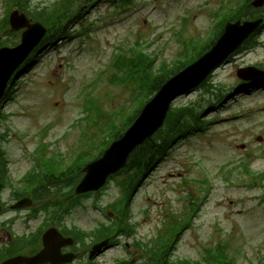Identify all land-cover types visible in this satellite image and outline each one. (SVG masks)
<instances>
[{"label": "rangeland", "instance_id": "374dc122", "mask_svg": "<svg viewBox=\"0 0 264 264\" xmlns=\"http://www.w3.org/2000/svg\"><path fill=\"white\" fill-rule=\"evenodd\" d=\"M38 1L40 0H34V2ZM145 1V7L132 8V13L124 15L119 21L114 17L113 22L108 19L107 14L112 11L111 8L102 1L97 2L84 16V27L93 19L102 18L99 31L93 33L91 40H85L81 48L77 47L80 36L63 39L64 41L57 44H49L42 51L40 59L38 58L28 71L20 75L19 78L22 77L24 81L17 82L19 85L14 89L17 91L13 99L5 101L2 106L8 117L1 120L0 128L1 132L8 131L3 146L8 152V157L19 164L18 173L32 165L31 154L36 151L35 148L42 139L45 143H49L47 155L64 152V158L69 162L83 148L80 134L87 123L83 120L84 122L76 124V121L84 114L83 100H95L92 90L96 83L106 77V74L99 72L90 81L89 86L85 84L81 96L82 84L93 77L100 68L110 63L114 55L113 47L117 43L124 39L129 43L138 38L133 34L136 27V30L149 31L152 22L159 25L166 23V27H170L174 21L181 20L182 15L185 14L186 17L191 13L188 23L189 33L205 38L213 25L209 12L212 9L217 10L223 2H226L225 0ZM4 10V0H0V18ZM145 17L148 20L146 23L143 21ZM123 23L125 25H122ZM70 28L78 31L81 27L76 23ZM161 31L163 29L159 33ZM165 33L154 47H163L162 57L170 59L176 55L180 44L171 39L169 45L164 44ZM167 36L170 37V34ZM260 38L263 41L262 45L254 50L240 51L233 55L216 71L212 82L227 88L237 86L239 68L264 65V30L261 31ZM102 52L104 55L101 57ZM107 88V83L103 81L95 94L100 95ZM249 89H251L249 94H245L246 91L240 89L237 93L238 98L232 104L208 111L206 117L218 119L209 126L208 133L192 134L188 140L178 143L171 154L161 160L144 179L140 193L136 195L132 204L134 221H137L139 228L138 238L140 236L147 240L157 235L163 231L169 220L171 222L181 219L183 223L189 221L193 210L191 207L183 216L179 215L184 213L186 205L190 204V199H194L191 203L194 206H201L193 217L194 223L181 235L177 256L200 258L204 247L227 242L231 254L237 257L239 263H260L264 257L262 196L264 188L260 184L241 185L245 176L240 173L235 174L230 181L217 176L215 187L203 200L212 182L209 180L202 182L209 173L204 167L195 164V161H200L210 173L219 175L224 162L230 159L236 161L245 154L249 157L253 169L264 171V158L259 157L262 149L264 150V85H255ZM114 92L119 95L118 102L129 100V95L123 89L114 87ZM200 92L199 89L192 91L181 97L176 105L197 101ZM118 102L110 103V109L113 110ZM104 104L107 105V101ZM242 145L244 148H241ZM247 150L250 152L245 153ZM210 178L212 179L211 175ZM232 181L234 185L229 183ZM120 194L116 181H112L103 193L100 203L106 205ZM93 200V197L88 198L85 203L86 208L81 207L76 210L69 220L72 219L87 230L103 221L105 215L92 205ZM173 214L179 217L175 218ZM20 226L19 223L15 224V230L19 231ZM176 229H180V226ZM7 236V231L0 229V242H6L9 238ZM127 241L131 242L132 239ZM124 243L125 239H122L120 246L105 250L94 258L96 260L94 263L118 264V257H130L129 252L123 247ZM130 251L132 253L130 262L139 264L137 254L133 249ZM75 264H91L88 254Z\"/></svg>", "mask_w": 264, "mask_h": 264}, {"label": "water", "instance_id": "95a60500", "mask_svg": "<svg viewBox=\"0 0 264 264\" xmlns=\"http://www.w3.org/2000/svg\"><path fill=\"white\" fill-rule=\"evenodd\" d=\"M254 4L261 6L264 4V0H256ZM12 21L15 26H19L14 21V18ZM261 22L262 20L245 23L243 26H240L239 23L233 25L229 24L226 28V33L220 40L218 46L221 44L227 45L231 42L232 44L226 48L217 62H221L223 58L227 56V54L232 51L243 40V38H246L251 32H253ZM239 32L242 35L237 38ZM43 34V30H38L37 28L32 27L24 34L23 43L19 47L15 49H2L0 51V98L4 92L9 77L37 44ZM173 84H175V82H173ZM173 97L174 95H171L168 90H161L146 106L142 116L137 120L134 128H131L130 131H128L125 138L114 143L102 159L85 168L88 173L78 186L77 192L81 193L99 188L104 184L110 173L122 167L126 162L128 154L162 125L170 101ZM54 235L55 233L52 231H48L45 234V248L37 256L33 258L17 257L4 262L3 264H20L22 261L25 264H38L45 261H52L54 263L60 262L57 261V257L59 256V248L63 244V241Z\"/></svg>", "mask_w": 264, "mask_h": 264}, {"label": "trees", "instance_id": "16d2710c", "mask_svg": "<svg viewBox=\"0 0 264 264\" xmlns=\"http://www.w3.org/2000/svg\"><path fill=\"white\" fill-rule=\"evenodd\" d=\"M243 12H244L243 8L237 10L235 13L231 15L230 19L242 18L244 16ZM252 17H254V15ZM218 33H219L218 35H220L221 30ZM253 40L254 41L252 42L255 43L256 39H253ZM127 67L132 77L134 76V78L137 79V83L140 86L143 83H145L148 86V91L150 90L154 91V89H156L159 86V84L162 82V80H164V78H166V76L168 75V73H166V75L159 74L158 76L156 75L154 76L152 74V71H149L146 62H144L141 65V67L137 69L136 64L128 60ZM174 69H178V67H175ZM140 76H142L143 78L142 80L140 79ZM142 104L143 103H141V105ZM185 110L186 109H181L179 111L177 110L172 111L170 113V119H169L168 125L166 126V129L160 132L154 138L150 139L144 146H141L132 155L126 170L128 172H134V173L129 174L130 179L127 180L128 179L127 178L122 183L124 187L126 184L128 188L127 205H129L132 193H134L139 183L141 184L143 177L150 171V169L157 162L161 160V158H163L169 153L174 143L176 142L178 138H180V136H186L190 132L191 129L188 128L189 124L184 119L188 112L187 110V112L185 113ZM137 114H138V110L134 109L130 114L127 115L125 120L121 123L123 125L118 126V124L115 121L108 124V129L104 131L106 132L107 138L102 142V144L98 146V148L101 149L99 154H101L104 148L114 138H117V136L121 133L119 128H121L123 131L126 127H128L133 122ZM191 114H194V113H191ZM96 155L98 154L93 153L90 150L80 153L76 161L73 163V166L71 168H68V171L63 173L64 176L70 175V176L77 178L83 166L88 161H90L92 158H95ZM245 168L247 169L246 166ZM78 202L79 201H77L76 203L74 202V205L78 204ZM126 213H127V209L121 212L122 215H126ZM98 237H99L98 239H100L101 236L98 235ZM151 251L153 252V258L144 264H164V261L166 260V255L169 249H166L164 247V248L154 249ZM177 264H203V263L201 261L185 260ZM207 264H237V262L225 250H223L222 248H218L216 252L212 254V260L210 261V263L208 262Z\"/></svg>", "mask_w": 264, "mask_h": 264}]
</instances>
